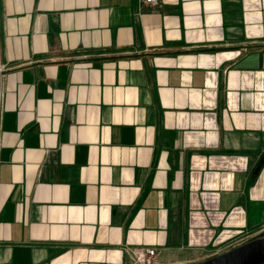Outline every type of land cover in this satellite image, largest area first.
I'll return each mask as SVG.
<instances>
[{
	"label": "crops",
	"instance_id": "obj_1",
	"mask_svg": "<svg viewBox=\"0 0 264 264\" xmlns=\"http://www.w3.org/2000/svg\"><path fill=\"white\" fill-rule=\"evenodd\" d=\"M262 230L264 0H0V264Z\"/></svg>",
	"mask_w": 264,
	"mask_h": 264
},
{
	"label": "water",
	"instance_id": "obj_2",
	"mask_svg": "<svg viewBox=\"0 0 264 264\" xmlns=\"http://www.w3.org/2000/svg\"><path fill=\"white\" fill-rule=\"evenodd\" d=\"M264 262V236L245 241L221 254L185 264H261Z\"/></svg>",
	"mask_w": 264,
	"mask_h": 264
},
{
	"label": "built area",
	"instance_id": "obj_3",
	"mask_svg": "<svg viewBox=\"0 0 264 264\" xmlns=\"http://www.w3.org/2000/svg\"><path fill=\"white\" fill-rule=\"evenodd\" d=\"M156 3L157 0H143ZM133 264H158L157 251L152 247H137L133 250Z\"/></svg>",
	"mask_w": 264,
	"mask_h": 264
},
{
	"label": "rangeland",
	"instance_id": "obj_4",
	"mask_svg": "<svg viewBox=\"0 0 264 264\" xmlns=\"http://www.w3.org/2000/svg\"><path fill=\"white\" fill-rule=\"evenodd\" d=\"M259 234H260V235H261V234H264V230H262L261 233L258 232V233H256V234H255V233H253V234H248V236L245 237V238H246V239H248V238L250 239L252 236H256V235H259ZM245 238H244V239H245ZM263 263H264V262H263ZM261 264H262V263H261Z\"/></svg>",
	"mask_w": 264,
	"mask_h": 264
}]
</instances>
